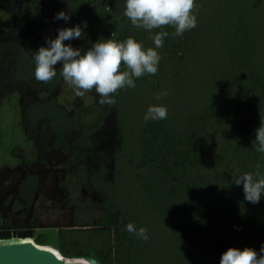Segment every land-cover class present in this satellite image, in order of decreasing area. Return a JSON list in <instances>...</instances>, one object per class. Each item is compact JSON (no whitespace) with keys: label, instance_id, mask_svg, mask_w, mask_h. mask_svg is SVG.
Masks as SVG:
<instances>
[{"label":"trees","instance_id":"obj_1","mask_svg":"<svg viewBox=\"0 0 264 264\" xmlns=\"http://www.w3.org/2000/svg\"><path fill=\"white\" fill-rule=\"evenodd\" d=\"M114 1L70 0L71 19L65 27H83L86 22L84 47L89 48L101 40L122 42L128 37L145 49L154 48L151 37L167 31L163 47L157 49L159 74L168 67L177 75L175 67L199 63L224 69L211 103L181 123L183 132L177 131L170 117L145 121L142 115L137 124L130 117L133 111L127 105L132 91L140 87L144 94L157 92L163 80L158 73L135 79L134 88L114 95L113 105L97 102L82 114L59 113L55 148L62 147L65 128L76 133L64 163L62 186L64 191L80 193L82 199L67 203L74 209L75 222L73 229L60 231L56 248L66 258L142 264L148 261L152 230L162 232L165 223L173 220V230L182 226V231L174 232L173 242L184 241L185 255L175 252L182 256L180 262L184 257L183 264H220L229 248L251 247L259 252L249 233L256 231L258 242H264V203L247 202L243 186L234 183L237 176L254 173L257 165L264 172V153L252 144L264 119V0H217L208 21L194 13L197 26L182 36L174 35L171 26L152 32L134 28L124 16L125 7ZM93 33L95 40L87 43ZM207 34H213L211 54L200 42ZM203 50L206 53L198 56ZM210 140H217L211 148ZM95 194L102 196L100 210L89 205ZM185 219L193 227L183 228ZM153 222H157L154 227ZM129 223L137 230L146 228L149 239L128 233ZM35 241L51 246L42 235Z\"/></svg>","mask_w":264,"mask_h":264},{"label":"rangeland","instance_id":"obj_2","mask_svg":"<svg viewBox=\"0 0 264 264\" xmlns=\"http://www.w3.org/2000/svg\"><path fill=\"white\" fill-rule=\"evenodd\" d=\"M116 1L125 7L126 0L114 2ZM216 1L196 0L195 14L204 23L211 16ZM32 2L36 5L33 6ZM70 7V0H0V67L5 68L6 82L10 84L6 90L0 89V215L10 227L34 223L37 228L33 240L42 235L59 257L63 255L56 248L57 236L61 230L73 229L75 222L74 209L72 206L68 207L67 203L82 199L80 193L64 191L62 186L65 179L64 163L70 154L76 133L70 128H65L66 138L62 147L55 148L59 131L57 125L61 115L59 113L62 111L68 116L82 114L84 109L98 102L99 96L93 91L77 96L74 87L67 84L60 75L61 65L57 66V76L50 82H38L34 76L35 62L32 52L38 51L42 46L46 47V40L55 39L58 29L67 28L64 20L54 18L61 11L68 13ZM19 12L21 40L15 35L19 30ZM204 28L210 30L207 25ZM29 34H32L31 42L27 41V47L23 43ZM211 35L207 34L205 41H200L203 46L211 48ZM87 40V43L92 44L95 33ZM65 43L83 51L89 49V46L84 47L83 35L79 40ZM210 48L209 54L212 52ZM202 53L206 52L199 51L197 55L201 57ZM215 57L216 54L213 60L212 56L209 57L210 62L214 61ZM208 63L206 57L204 64ZM175 68L179 70L177 75H173V71L168 67L162 68L160 74L157 72L159 77H163L157 92L149 90L144 94L140 87L134 88L127 105L133 111L130 117L134 123L137 124L142 119V115L146 114L150 106L163 105L168 110L167 117L171 118L173 126L178 132H183L181 123L211 103L210 99L215 93L214 86L221 77L223 67H207L199 63L191 67ZM2 76L0 72V81ZM161 92H166L167 95L156 99L157 94ZM208 143L211 148L217 140H210ZM90 199L89 205L92 209L100 210L102 196L99 194ZM15 200L25 205L23 212L13 209ZM259 203H264V197ZM156 224L157 222H153L152 227ZM171 224H175L173 220L166 222V228H162V232H157L159 229L152 230L151 237L155 235L153 244L149 250L148 261L142 264H183L184 257L181 262L180 258L186 253L184 241L173 242L174 232L178 233V229L182 231V226L177 228L175 225L173 230ZM189 227H193V222L185 219L183 228ZM249 236L253 245L260 250L264 245V242H258L261 240L260 235L253 231ZM241 238L246 240L244 236ZM249 238L247 237L245 242H248ZM179 251L182 253L180 258L175 254ZM176 258H179L178 262L173 263Z\"/></svg>","mask_w":264,"mask_h":264},{"label":"clouds","instance_id":"obj_3","mask_svg":"<svg viewBox=\"0 0 264 264\" xmlns=\"http://www.w3.org/2000/svg\"><path fill=\"white\" fill-rule=\"evenodd\" d=\"M196 0H126L124 16L134 28L152 32L171 26L174 35L182 36L186 31L197 26ZM55 20L69 22V13L61 11ZM87 23L58 29L55 39L48 38L47 46L32 52L35 62L34 76L38 82L48 83L57 76V66L64 81L74 87L77 96L95 90L100 97L101 105L115 104L113 98L121 89L134 88L135 79L145 75H156L161 57L157 51L164 45L168 37L167 31H158L151 37L155 47H145L133 37L124 41L112 38L94 43L87 51L74 48L66 41L79 40ZM122 66L125 70H122ZM167 95L158 93L156 99ZM168 110L163 105H152L144 115L145 121L167 119ZM253 147L264 153V119L255 131ZM236 186H243L244 198L256 205L264 197V172L257 165L254 173L248 172L235 178ZM126 231L147 241L149 236L146 228H139L133 223L126 226ZM220 264H264V245L259 252L246 247L243 250L229 248L220 258Z\"/></svg>","mask_w":264,"mask_h":264},{"label":"water","instance_id":"obj_4","mask_svg":"<svg viewBox=\"0 0 264 264\" xmlns=\"http://www.w3.org/2000/svg\"><path fill=\"white\" fill-rule=\"evenodd\" d=\"M31 239H34V231L31 229L0 230V264H100L93 257H59L50 246L38 245ZM14 241L17 243H12Z\"/></svg>","mask_w":264,"mask_h":264},{"label":"flooded vegetation","instance_id":"obj_5","mask_svg":"<svg viewBox=\"0 0 264 264\" xmlns=\"http://www.w3.org/2000/svg\"><path fill=\"white\" fill-rule=\"evenodd\" d=\"M19 24H18V28H19V30H18V33H15V35H16V38L17 39H20L21 40V13L19 12V15H18V21H17ZM28 24V23H27ZM28 26H29V24H28ZM37 27V25H36V23H35V28ZM29 29H31V28H29ZM30 35H32V34H29L28 36H26L25 38H24V40H26V42H24L23 44H26L27 43V41H29L30 39H31V36ZM36 38V37H35ZM38 38H40V37H37L36 39H38ZM41 40H42V38H41ZM41 40H39V43L41 42ZM23 42V41H22ZM30 42H31V40H30ZM19 43V42H18ZM20 44V43H19ZM36 44V43H35ZM37 45H40V44H37ZM20 46H21V44H20ZM26 46H27V44H26ZM28 47V46H27ZM23 48V47H22ZM24 49V48H23ZM35 50H37V49H35ZM30 53V52H29ZM31 55V54H30ZM9 70H11L10 68H9ZM4 71H5V68L3 67V66H1L0 67V72H1V74L3 75L2 76V79H1V81H0V89L2 88V90L1 91H4V90H6L9 86H10V84L8 85V83L6 82V77H5V75H4ZM10 80V78L8 79V81ZM21 93V92H20ZM20 103H21V100H20ZM63 181H64V179H63ZM62 181V182H63ZM63 193H64V191H63ZM17 202H19L20 204H22V207L21 208H19V207H17L16 206V203ZM13 209H15V211L16 212H23V210L25 209V205L21 202V201H18V200H15L14 201V203H13ZM0 217H1V223H0V230H11V231H21V230H27V229H31V230H33L34 232L36 231V225H34V223H32V222H28L27 224H24V225H20V226H14V227H10V226H7L6 225V221L4 220V218L0 215Z\"/></svg>","mask_w":264,"mask_h":264},{"label":"bare ground","instance_id":"obj_6","mask_svg":"<svg viewBox=\"0 0 264 264\" xmlns=\"http://www.w3.org/2000/svg\"><path fill=\"white\" fill-rule=\"evenodd\" d=\"M33 239H31V241H32ZM25 241H27V240H25ZM19 242H21V240H19ZM32 242H34V241H32ZM12 243H17V241H14V242H12Z\"/></svg>","mask_w":264,"mask_h":264}]
</instances>
